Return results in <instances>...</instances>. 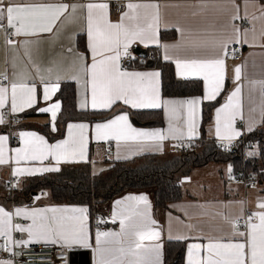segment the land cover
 <instances>
[{
	"label": "crops",
	"instance_id": "1",
	"mask_svg": "<svg viewBox=\"0 0 264 264\" xmlns=\"http://www.w3.org/2000/svg\"><path fill=\"white\" fill-rule=\"evenodd\" d=\"M60 4L77 5L75 13H68L56 21L53 31L49 33H39L38 35H14V43L9 44L6 39V32L0 28V76L6 75L7 82L0 86L9 89L8 102L3 109H0V115L3 116L4 123L0 124V128L4 125L8 130L1 132L0 135L7 136V144L5 146L6 163L0 164V183L2 184L10 178L18 179L19 183L16 188L20 187L21 182L26 178L44 175L50 172H38L29 175H13V171L20 169L35 168H54L64 165L84 163L90 167L92 176L98 175L101 171L109 167L110 162L119 160H128L145 154L164 155L175 152L176 146L179 144L189 143L200 135L201 124V104L203 102H212L217 99L225 90L226 93L220 105L215 107L211 114V119L205 127V136L214 139L222 147L236 143L241 137L257 128H264V0H4V4ZM88 3H107L108 19L113 22H119L124 12L129 11L128 3L138 4H155L157 9H138L143 13L147 11L149 14L159 13V21L157 26V36L160 45L145 44L135 41L128 49V55H121L119 64L121 71L127 72H152L156 69H138L130 67L124 69L122 61L129 56L134 55L135 49H144L148 47H159L160 56L163 61L171 62L174 66L175 75L179 79H195L202 82V95L199 97L186 98H170L163 97L162 100H187L201 98L200 104L197 106L195 134L188 136L187 126V109H181L178 119L171 121L173 131L169 130V119L163 108L157 109H133L129 105H125L122 101L116 102L108 109L93 110L90 107L91 86L90 82L85 85V81L89 78L82 69L81 61L77 59L79 54L85 57L84 63L91 64V53L87 50V8ZM119 4L124 5L121 12L116 11ZM84 6V7H80ZM71 11V10H70ZM7 24V20H3ZM10 29V28H8ZM14 32V29H10ZM237 30L240 35V44L243 46V56L239 63L226 61V73L222 86V90L213 100H203L205 95V82L201 78H180L177 76L176 59H212L221 55L220 45L229 41L235 43ZM165 35L175 34L173 39L161 40V33ZM79 38L85 45V50L79 47ZM245 39L247 43H245ZM81 41V42H82ZM169 45L168 55L172 59L165 60V49L161 45ZM71 49V51H69ZM39 67L40 71H36ZM240 67V79H235L234 69ZM51 69V73H49ZM60 76L59 83L70 81L75 85V101L76 107L80 111L85 112H113L122 108L134 111L155 112L151 114V120L160 118L156 111L161 112L163 120L162 126H136L126 112H118L105 119L97 121H78L67 123L62 138L54 141L39 133L34 128L47 125L52 134L56 133L55 119L52 118L50 112H41L39 109L50 107L53 103H59L54 96L45 101L43 99L42 77L44 79L55 80L56 76ZM76 75L78 78L73 79ZM24 83L35 85L36 102L30 108L16 113L11 112V85L12 83ZM240 88V94L237 98L239 101L238 114L232 120L231 127L239 132L238 137H234L231 141L221 139L217 136V109L222 108L228 103L229 96ZM87 100L89 107L80 108V103ZM36 110V116L24 117L20 120V116L31 110ZM59 112V111H58ZM57 112V114H58ZM110 112V113H111ZM8 113L17 123H23L26 127L15 130L13 126L9 129ZM127 114L132 127L142 131L159 130L166 137L163 141L159 140H120L96 139V125L103 124L112 120L120 114ZM56 114V116H57ZM13 123V121H12ZM85 124L87 125L84 135L86 137V159L76 162H65L61 160L57 163L56 159L48 156L47 159L40 160H16L15 150L23 148L24 145L20 139V133H35L41 136L47 142V145H55L69 139V125ZM11 125V124H10ZM221 135H226L225 120L221 119ZM13 128V130H12ZM73 135L79 137V130L72 129ZM17 138V143L12 144L11 139ZM229 168L231 171H229ZM233 170L230 165L209 163L204 167L196 168L192 173L181 179V186L184 197L176 202L168 204L167 209H158L154 205V188L128 189L105 203L96 206L97 215H91L89 209L83 205H67L51 203L47 197V192L41 191L35 193L33 199L27 204H12L8 206L0 204L5 211L12 214V224L27 227L32 223L31 219L25 216H16V209L26 210H43L51 208H71L86 207L88 209L87 228L89 233V243L92 247L81 248L74 246L68 251L69 264H95L98 259L95 251V235L97 231H120L119 219L115 223L112 222L114 212L121 211L125 215L133 212H146L152 220L156 221L153 226L160 230L161 236L158 241H145L146 245H154L159 243L162 245V264H166L165 246L168 241L185 242V252L183 264H187V250L191 244H200L202 246L200 257L207 255L203 248L209 241L220 242H236L243 240L242 237H234L232 235L234 228L233 222L251 215L264 209L258 208V202L264 201V183L255 186H244L235 183L232 180ZM14 186V187H15ZM146 197L147 204L138 201L136 198ZM117 202H121L119 205ZM50 216L51 213H48ZM134 220L138 219L133 217ZM100 222L103 229H95L94 221ZM101 221H104L101 223ZM257 222L258 220H254ZM239 231H246L245 226H237ZM18 237L20 241H28L27 232L12 231V239ZM1 237V236H0ZM180 237V239H178ZM34 244H46L44 242H36ZM0 264H13L6 260L0 261Z\"/></svg>",
	"mask_w": 264,
	"mask_h": 264
},
{
	"label": "snow or ice",
	"instance_id": "2",
	"mask_svg": "<svg viewBox=\"0 0 264 264\" xmlns=\"http://www.w3.org/2000/svg\"><path fill=\"white\" fill-rule=\"evenodd\" d=\"M77 5L60 4H4L0 0V21L7 20V26L14 29V35H38L53 31L56 21L66 13H75ZM84 7V6H80ZM155 4L128 3L126 11L122 14L119 22L113 23L108 19L107 3H88L87 8V50L91 53L92 63H84L85 57L79 54L83 71L89 78L85 85L90 82L91 101L90 107L96 109L111 108L118 101L129 105L133 109H157L163 108L169 119V130L173 131L171 121L178 119L181 109H187L188 136L195 134V122L197 106L201 98L187 100H162L160 95V72H127L121 71L119 60L121 55H128V49L135 41L148 46L149 44L160 45L157 36L159 21L158 11L155 14L143 13L138 9H157ZM71 10V11H70ZM3 25L0 24V28ZM240 43V35L234 41ZM247 43V40L244 41ZM9 44L14 41L9 39ZM225 41L220 45L221 55L212 59H176L177 76L180 78H201L205 82V95L203 100H213L222 90L225 73L227 44ZM165 49L164 59H172L169 56V45H161ZM71 51V49H69ZM39 72V67H36ZM51 73V69L48 70ZM235 79H240L241 69H234ZM77 79L76 75L72 76ZM60 76L55 80L42 77L43 99H51L60 89ZM36 86L21 81L11 85V112L16 113L30 108L36 102ZM9 89L0 86V109L8 102ZM240 88L229 96L228 103L217 109V136L231 141L240 135L232 129L231 124L238 114ZM59 103H53L50 107L41 108V112H50L55 119L60 109ZM89 107L87 100L80 103V108ZM225 120L226 135H221V119ZM3 116L0 115V124H3ZM69 139L55 145H47L43 137L35 133H20L23 148H18L16 160H44L48 156L65 162H76L77 159H86L85 124L69 125ZM79 130V137L73 135L72 129ZM166 137L159 130L142 131L132 127L128 115L120 114L112 120L96 125V139L107 140H159ZM8 137L0 135V164L7 162L5 159V146ZM251 154V153H250ZM59 171L54 168L20 169L13 171V175L36 174L38 172ZM229 171L231 169L229 168ZM147 204L146 197L136 198ZM121 202H117L119 205ZM258 208L264 209V201L258 202ZM48 213H51L49 216ZM88 209L86 207L51 208L31 211L16 209V216H25L32 223L27 227L12 224V214L0 207V236L7 237L9 243H53L59 244L66 250L74 246L89 248V233L87 228ZM138 219L134 220L133 217ZM119 219L120 231H97L95 235V251L98 259L95 264H162V245H146L145 241H158L161 236L160 230L153 227L156 224L146 212H133L125 215L121 211L113 214L112 222ZM258 220L257 222H253ZM104 221H101L103 223ZM238 222H233L234 237H242L227 243L209 241L203 248L207 255L200 257L202 246L191 244L187 250V264H264V211L251 214L245 221L246 231L238 230ZM27 232L28 241H12V231ZM180 239V237H178Z\"/></svg>",
	"mask_w": 264,
	"mask_h": 264
},
{
	"label": "trees",
	"instance_id": "3",
	"mask_svg": "<svg viewBox=\"0 0 264 264\" xmlns=\"http://www.w3.org/2000/svg\"><path fill=\"white\" fill-rule=\"evenodd\" d=\"M160 37L161 40L173 39L175 34L172 32L165 35L162 32ZM81 41L79 38V47L85 50ZM144 54V61L135 58L133 67L158 70L161 74L160 91L163 97L186 98L202 95V82L177 78L173 64L162 60L159 47H148L144 49ZM225 93L226 90L214 101L201 104L200 135L188 143L187 149L164 155L145 154L128 160L112 161L107 169L95 176L91 175L88 164L77 163L64 165L59 171L26 178L20 187L15 186L12 190L5 189L3 182L0 183V204L8 206L10 201L13 205L27 204L32 201L35 193L45 191L51 203L83 205L89 209L91 215H97V205L125 190L154 188L155 208L167 209L169 203L184 197L181 179L209 163L230 165L233 174L253 176L261 185L264 183V128H257L244 136L248 146L258 148L257 154L252 156H247L241 145L234 144L231 149H226L214 139L205 136V127L211 119L212 111L221 104ZM54 99L61 106L55 119L56 133L52 134L47 125L34 128L50 141L62 138L69 122L97 121L118 112H126L136 126L163 125L160 111H156L160 118L155 120H151L150 116L155 112L127 108L110 111L111 113L80 111L76 107L75 85L70 81L60 83ZM32 116H36L34 108L19 118L21 120ZM24 127L26 125L23 123L13 126L15 130ZM7 130L4 125L0 128V133ZM185 245V242L168 241L165 246L166 264H183Z\"/></svg>",
	"mask_w": 264,
	"mask_h": 264
},
{
	"label": "built area",
	"instance_id": "4",
	"mask_svg": "<svg viewBox=\"0 0 264 264\" xmlns=\"http://www.w3.org/2000/svg\"><path fill=\"white\" fill-rule=\"evenodd\" d=\"M117 12H121L124 9L123 4H119L116 8ZM0 24L3 25V29L6 32V39L14 40V33L12 30L8 29L7 24L4 21H0ZM227 56L225 60L228 62L239 63L242 60L243 56V46L240 43H230L227 44ZM138 57L136 55H132L127 57L122 61V67L124 69H129L133 66V62ZM140 61L142 58H138ZM7 82V76H0V84ZM264 93V88L262 89ZM5 116L8 118L9 129L12 125L17 123V120L12 119L8 113H5ZM13 121V123H12ZM11 124V125H10ZM13 144L17 143V138L12 140ZM241 145L243 151L251 150L253 147L251 145H247L245 142V137H241L236 143ZM234 144L227 145L226 149H231ZM189 144H179L176 146L175 151H179L181 149H187ZM232 180L235 183L243 184L244 186H255L256 181L253 176H244L242 174H233ZM19 183L18 179L10 178L4 182L5 189L12 190L15 185ZM250 215H247L237 222V226H245V221ZM95 229H103L104 227L98 221H94ZM12 241H20L17 236H14ZM9 260L13 262V264H69V255L68 251L61 247L59 244L46 243V244H34V243H9L7 237H0V261Z\"/></svg>",
	"mask_w": 264,
	"mask_h": 264
},
{
	"label": "rangeland",
	"instance_id": "5",
	"mask_svg": "<svg viewBox=\"0 0 264 264\" xmlns=\"http://www.w3.org/2000/svg\"><path fill=\"white\" fill-rule=\"evenodd\" d=\"M258 152V148L257 146H254L251 150H247L246 151V155L247 156H252V155H256ZM251 153V154H250Z\"/></svg>",
	"mask_w": 264,
	"mask_h": 264
},
{
	"label": "water",
	"instance_id": "6",
	"mask_svg": "<svg viewBox=\"0 0 264 264\" xmlns=\"http://www.w3.org/2000/svg\"><path fill=\"white\" fill-rule=\"evenodd\" d=\"M134 55H136L138 58H143L145 54H144V51H142L140 49H135Z\"/></svg>",
	"mask_w": 264,
	"mask_h": 264
}]
</instances>
